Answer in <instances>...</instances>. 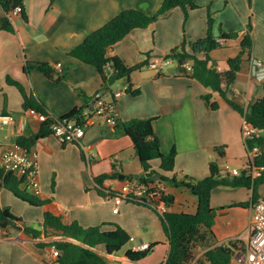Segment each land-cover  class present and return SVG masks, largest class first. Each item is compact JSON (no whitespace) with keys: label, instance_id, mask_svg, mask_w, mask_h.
Returning <instances> with one entry per match:
<instances>
[{"label":"crops","instance_id":"0c3cea01","mask_svg":"<svg viewBox=\"0 0 264 264\" xmlns=\"http://www.w3.org/2000/svg\"><path fill=\"white\" fill-rule=\"evenodd\" d=\"M162 1L23 0L26 18L22 14L15 17L12 32L2 27L6 13L0 5V118L9 115L14 118L7 124L0 121V146L7 148L16 143L17 137L37 133L42 123L37 114L22 108V96L16 86L7 82L8 77L40 99L53 116L61 117L72 109L84 108L85 118L81 143H62L49 134L30 147L36 153L39 181L35 199L44 202L32 205L0 188L1 206L36 229H41L46 212L61 217L65 224L77 222L82 227L98 226L103 231L114 230L118 225L133 238L128 241L130 248L144 242L152 245L150 252L160 250L157 255L162 256L161 264L167 258L169 241L158 214L148 207L106 197L97 191L94 176L117 171L118 178L110 182L117 189L121 175L122 179H137L142 175V167L129 136L111 135L113 125L88 114L94 95L100 92L109 99L111 93L125 84L130 87L115 102L116 117L122 121L154 118L160 150L164 154L176 151L171 172L159 171L158 160L151 162L154 169L176 180L162 184L165 193L173 197L167 211L195 213L197 198L184 180L205 178L211 162L219 166L221 174H227L223 171L226 164L240 172L244 170L248 163L242 133L245 120L217 92L178 73V66H169L175 67V71L166 74L169 67L157 70L149 62L165 56L184 41L185 49L190 51L189 43L206 35L209 11L215 37H220V28L226 33H240L209 53V64L224 71L227 60L240 52L241 36L247 22H251V60L242 64L229 97L246 107L264 93V79H260L264 71L254 64V61L264 64V0H194L199 7L188 10L187 16L175 7L147 27L131 30L113 45L107 56H116L134 69L128 79L117 80L107 89L94 66L69 55L89 33L123 10L136 9L153 15ZM39 63L50 64L61 80L55 82L46 77L38 68ZM57 63L61 65L59 68ZM205 94H211V101L218 103L217 109L206 106L202 98ZM216 147H223L222 154ZM17 179L21 191L33 194ZM263 188L264 184L260 185L258 193ZM252 201V190L244 186L212 189L210 203L215 209L212 236L207 244L194 247L192 260L196 259V264L206 263L203 258L207 249L244 235ZM241 202L248 205L236 204ZM159 230L165 237L162 243L153 239ZM52 240L69 239H34L14 227L0 229V264H52L56 260L53 247L37 245ZM97 251L109 264H116L117 260L120 264H154L146 262L150 252L140 261H131L124 254Z\"/></svg>","mask_w":264,"mask_h":264},{"label":"trees","instance_id":"16d2710c","mask_svg":"<svg viewBox=\"0 0 264 264\" xmlns=\"http://www.w3.org/2000/svg\"><path fill=\"white\" fill-rule=\"evenodd\" d=\"M15 3L21 6L22 16L26 18L23 0H15ZM0 5L7 12L12 5V0H0ZM175 7L181 8L185 16H187L188 10L196 9L199 6L194 0H163L160 8L153 15H148L136 9L123 10L102 26L89 33L80 44L69 52V55L94 66L107 89V87L117 80L122 78L128 79L134 69V67L127 66L116 56L108 57V51L131 30L147 27L156 21L158 17ZM213 24V17L208 11L206 35L190 42V51L185 49L186 42L184 41L179 46L170 49L164 57L177 62L182 59L193 60V64L189 65L190 69H186L185 65H179L177 68L178 73L193 78L205 87L217 92L234 110L244 117L246 123L257 130L256 134L246 138L244 141L247 151L253 147L259 148V154L255 157L253 163L258 167H264V93L256 100L248 103L246 107L239 105L229 97V89L235 82L242 64L251 60L253 45L251 22H247L246 31L241 36L240 52L235 57L227 60V69L224 71H218L213 65L209 64L211 61L209 53L213 49L222 46L224 40L237 38L240 33H226L220 28V37L217 38L212 32ZM2 27L6 31H13L12 24L6 17L3 19ZM199 55L202 57L200 58ZM38 68L49 79L55 82L61 80L60 75L54 71L50 64L39 63ZM7 82L16 86L19 90L24 110L32 109L36 114L44 115L45 117L41 121L42 123L37 133L28 137L19 136L16 138L15 141L20 146L30 149L39 138L53 134V126L58 121L71 119L78 126L85 127L84 108L72 109L61 117H55L40 99L31 93H27L19 82L9 77L7 78ZM132 93L138 94V91H133ZM99 98H105V95L100 92L94 95L88 114L97 116L107 123L106 114L95 115V104ZM202 98L210 109H217L218 103L211 101V94H205ZM153 120L154 118H132L122 121L115 116L114 130L111 132V135H126L130 137L142 167V175L137 178L138 180L157 182L158 184L175 182L174 177L169 178L161 172L173 171L176 151L172 149L168 154L162 153L159 139L154 132ZM222 149L223 147H216V150L220 151V154H222ZM153 160L159 161L158 170L161 172L152 167L151 162ZM251 165L252 162L249 160L247 163L248 170L244 169L239 175L231 176L221 174L219 166L211 162L209 164L208 176L200 180H184V185L197 198V208L195 213L171 211H167L162 215L157 213L164 234L169 241L167 258L163 264H189L193 257L194 247L197 244L205 245L208 243L212 236L211 228L215 216V209L210 203L212 189L216 187L235 188L244 186L252 190V200L256 199L258 187L264 184V169L259 177L252 178L248 174ZM113 167H115L114 163ZM118 175L117 171H112L94 176L93 180L97 185L98 193L106 197L114 196L117 189L110 182L117 179ZM156 175H158L157 181L154 180ZM126 178L121 179V181L132 180ZM18 184L19 181L13 173L5 172L0 168V188L9 190L16 197L32 205H41L44 202L36 200L33 194L21 191ZM164 201L170 205L173 202V197L166 195ZM134 204L142 205L140 203ZM236 204L241 206L248 205L247 202ZM14 225H21L23 234L34 239H52L54 237L69 239L37 243L38 246H52L58 250L59 255L52 264H109L107 259L97 250L103 249L106 254L115 255L128 243L130 237L118 225L114 230L103 231L98 226L82 227L77 222L65 224L61 217L49 212L43 215L41 229H36L26 225L20 217L12 214L7 207L0 204V229H5L9 226L13 227ZM242 244L243 242L239 239H230L211 247L204 252L203 261L208 264H229L235 251ZM151 248L143 251H135L132 248H128L124 252V255L131 261H140L148 255Z\"/></svg>","mask_w":264,"mask_h":264},{"label":"built area","instance_id":"2783aa9c","mask_svg":"<svg viewBox=\"0 0 264 264\" xmlns=\"http://www.w3.org/2000/svg\"><path fill=\"white\" fill-rule=\"evenodd\" d=\"M5 13V17L12 23L15 17L22 14V9L18 3H15V0H12L10 9ZM254 64L260 66L264 71V64L260 61H254ZM148 65L157 70L169 66L177 67L179 65H185L186 69H190L189 65L179 64V62L164 56L152 58ZM60 66V63L56 64L57 68ZM260 79H264V75L261 76ZM128 90L129 86L125 84L122 88L115 90L109 100L99 98L95 104V115L106 114L107 123L114 125V117L116 116L115 102ZM29 111L33 114L35 113L32 109ZM37 115L41 121L45 119L44 115ZM13 120L14 118L12 115L0 118L2 124L10 123ZM242 133L245 140L256 134L257 130L244 122ZM53 135L62 143L79 144L84 136V127L78 126L71 119L58 121L53 126ZM258 154V147H253L248 151V161L250 160L252 162L248 174L251 175L252 178L259 177L264 169V167H258L253 163ZM0 168L5 172L13 173L19 178L20 182H24V184L29 187L34 195L39 193L36 153L33 150L26 149L17 143L7 148L0 146ZM245 169L248 170V167L246 166ZM223 171L231 176L239 175L240 173L239 169L230 168L227 164L224 165ZM166 195L162 184L132 179L121 181L120 186L117 188V192L112 197L130 203H140L162 215L167 212L169 206V204L164 201ZM238 239L243 241V244L235 251L229 264H264V188L258 193L256 199L252 201L251 216L247 229L244 235ZM132 240L133 238L129 237V241ZM151 246L152 245L148 243L142 242L139 245L133 246L132 250L143 251L151 248ZM52 255L57 257L59 255L58 250L52 248ZM196 262V259H194L189 264H196ZM205 264L208 263L206 262Z\"/></svg>","mask_w":264,"mask_h":264},{"label":"rangeland","instance_id":"374dc122","mask_svg":"<svg viewBox=\"0 0 264 264\" xmlns=\"http://www.w3.org/2000/svg\"><path fill=\"white\" fill-rule=\"evenodd\" d=\"M162 71H165V69H163ZM153 239H159L160 241H158V242H161V243L164 242L163 240L165 239V237L163 235V232L161 230H159L158 234L153 236ZM130 247H131V243L130 242L126 243L120 249V251H118L115 255L120 256V255L124 254V252ZM159 251L160 250L151 251L149 253V257L147 258L146 262L147 263H154V264H161L160 262L162 261V256L161 255H157ZM154 255H157V256H154ZM117 261H115L116 264H120L121 263V262L118 263ZM112 263H114V262H112Z\"/></svg>","mask_w":264,"mask_h":264},{"label":"water","instance_id":"95a60500","mask_svg":"<svg viewBox=\"0 0 264 264\" xmlns=\"http://www.w3.org/2000/svg\"><path fill=\"white\" fill-rule=\"evenodd\" d=\"M193 63V60H186V59H182L181 61H179V64H192ZM175 71V67H169L167 70H166V74H171V73H174ZM120 178L122 179L123 178V175L120 176ZM158 179V175H156L154 177V180H157ZM15 229L17 230H22V226L21 225H14L13 226ZM127 258V257H126Z\"/></svg>","mask_w":264,"mask_h":264}]
</instances>
